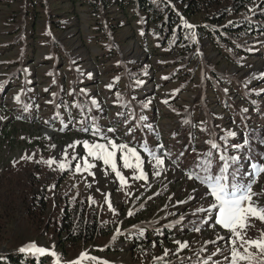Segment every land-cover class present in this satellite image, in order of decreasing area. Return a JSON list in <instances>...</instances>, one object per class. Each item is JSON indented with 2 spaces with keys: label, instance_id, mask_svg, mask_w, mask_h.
I'll return each instance as SVG.
<instances>
[{
  "label": "trees",
  "instance_id": "trees-1",
  "mask_svg": "<svg viewBox=\"0 0 264 264\" xmlns=\"http://www.w3.org/2000/svg\"><path fill=\"white\" fill-rule=\"evenodd\" d=\"M9 1L16 4V9L11 11L4 24L11 29V41L0 46V53L11 52L13 48L19 50L17 57L14 55L4 60L6 64L16 67V70L7 76L8 80L12 79L11 83L20 82L23 86L26 84V79L32 77L34 73L25 69V65L31 63L32 54L37 46L44 47L47 51L46 57L42 60L44 63L51 64L55 69L64 61L63 65L66 66L65 74L54 71L49 81L57 89V94L50 104L55 109L52 121L55 124L68 121L87 129L102 128L100 123L105 122L100 121L98 116L106 115V110L105 108L98 110V102L108 96L107 91L86 96L79 89L85 83V78L71 68L74 61L69 58L65 44L58 39V35L73 27L75 22H88L89 33L81 35L79 41L85 48H90V45L97 46L99 51L86 55V58L90 59V64L96 69H105L111 64L106 73L114 77V85H117L114 93L117 105L123 106L121 113L115 110V113L110 114L109 127L113 129L130 127L134 131H137L138 127H143L146 131L141 133L138 130L137 140L146 147L148 144L153 147L152 144H158V147H148V150L163 152L167 158H178L181 153L184 155L187 153V160L202 157L203 153L193 148L190 138L182 150L171 146L172 140L167 141L158 131H154L151 118L155 115L152 111L156 107L151 105L150 100L136 101L135 98L128 97L129 92L137 89L136 81L142 79L150 69L165 72L167 79L175 76L187 85L193 83L196 78L197 83L194 85L196 90L204 83L208 93L211 95L215 93L219 103H223L221 85L229 81V77L218 73L213 66L223 61L242 68L248 67L247 64L252 62L253 58H264V0ZM190 22L196 23L193 25L194 28L185 26ZM125 33L127 34L124 35ZM131 42H136L138 49L144 54L143 58L146 57L148 62L130 63L125 60L121 53L122 48ZM206 44L210 47L207 48ZM210 52L218 56L216 62L213 64L207 61L203 64L202 59L204 56L208 57ZM168 56H173L171 61L151 64V59ZM122 65H125V68H122ZM168 65L176 66L177 71L167 72ZM179 65L182 68L178 67ZM204 66L212 70L202 74ZM179 71L182 73L177 74ZM180 74L182 75L178 76ZM253 77L250 75L237 79L233 77L232 86L246 85L247 91L240 87L243 95L259 94L258 90H249L248 86L255 81ZM63 79L65 84L62 88ZM7 85L5 81H0V88H7ZM23 97V101L20 100L17 106L6 108L14 114L15 121H10L9 124L13 130L22 122L35 120L34 107L30 103L32 99H28V94H23ZM93 101H96V104H93ZM246 103L247 110L245 109L244 114L238 113L239 108L233 111L232 104L230 107L227 105L230 113L228 121L236 125V134L243 135L235 140L236 136L227 137V132L231 131L229 130L223 132L222 138H219V143H222V140L227 143V155L230 157L244 154L246 150L249 152L252 148L259 150L257 140L264 142V136L261 134L264 132L262 129L264 108L251 100H247ZM168 108L172 114L178 112V107L174 104H169ZM92 116H95L94 120L91 119ZM216 117L218 121L221 119L220 116ZM186 121L185 119L183 122ZM201 127L203 124L200 127L195 126V130L206 131L201 130ZM244 137L245 144H242L244 141L241 139ZM233 145L241 147L234 148ZM168 150L171 155H167ZM209 152L212 153V160L218 164L219 169L221 164L217 162V155L225 154V149L223 151L207 149L206 155ZM21 168L7 166L0 175V250L3 246L6 248L0 253V264H52L53 258L50 255L36 257L31 253L17 251L24 243L19 234L13 237V231L9 227L19 219V214L24 216V221L31 230L56 238L58 250L61 251L60 257L74 258L86 245L108 241L113 235L117 223L112 211L73 191H69L65 197H57L54 201L60 176H51L46 165H40L38 162H33L28 172ZM261 176L264 174L259 176L255 186L260 185L263 180L260 179ZM253 178L251 175L250 179ZM255 186L253 191L261 195L257 196L258 200L257 197L254 199L259 205L264 206L262 201L264 191L258 192ZM182 227L191 231V222H186ZM176 231L140 227L128 232L122 240L130 244L131 250L135 253L134 261L148 263L157 255L165 253L166 242L172 245V236L179 235ZM191 253L188 260L194 262L195 253ZM161 263L159 260L155 262Z\"/></svg>",
  "mask_w": 264,
  "mask_h": 264
},
{
  "label": "rangeland",
  "instance_id": "rangeland-1",
  "mask_svg": "<svg viewBox=\"0 0 264 264\" xmlns=\"http://www.w3.org/2000/svg\"><path fill=\"white\" fill-rule=\"evenodd\" d=\"M15 6L16 4L12 1L0 0V46L11 41V29L4 24L11 11L16 9ZM87 24L88 22H75L73 27L59 34L58 39L65 44L69 58L74 61L71 68L79 76L85 78V83L79 89L86 96H94L102 93L103 90L107 91L108 96L101 100V103L98 102V110L102 108L106 110V115L98 116L100 121L105 123H100L102 128L87 129L85 126L83 128L81 125L78 127L68 121L58 122L57 124L52 121V113L55 109L50 104L55 98L54 95L57 94V89L49 81L54 71L58 73L64 72L65 74L66 66L63 65L64 61L55 69L51 64L44 63L42 60L47 55L46 48L37 46L32 54L31 63L25 65V69L29 70L30 73H34V75L26 79L24 86L20 82L11 83L12 79H7V76L16 70V67L4 62L5 58H10L14 55L17 57L19 50L13 48L11 52L0 53V81H5L8 84L7 88H0V175L7 166H20L22 167L21 170L28 172L31 170L30 167L33 162H38L40 165L45 164L51 176H60L54 201L57 200V197H65L69 191H73L80 193L83 198L88 200L91 197V201H95L98 205H102L109 210L105 202V197L107 196L115 209V213L112 211V215L115 217L117 225L108 241L86 245L74 258L60 257L61 251L58 250L59 244L56 238L43 235L34 229L31 230L26 225L24 216L19 214V219L9 227L13 231V237L17 236V234L22 237L24 244L17 249L34 242L39 247H44L57 253L60 257V264H72L73 261L80 258L81 253H87L88 256L96 258V260H82L81 264H155L158 260L162 262L161 264H204L205 260L208 261V264H216L217 261L219 264H229L224 259L226 256H230L229 234L219 225L215 228L211 226L213 220L215 223L216 210H213L211 215L208 212L197 211L201 207L208 208L213 200L210 196L205 195L206 187L202 186L198 180L189 179L188 173L204 175L201 171V162L210 158L213 164V172L218 171V164L212 160L213 155L208 157L206 152L207 149H213L211 148V143L220 145L219 149L221 150L228 149L225 140L219 143V138L224 134L223 132L226 133L231 130L236 133L237 131L236 125L232 121H228L230 113L227 110V105L230 107L232 104L233 111L239 108L238 113L242 114L246 113L247 100H251L254 104L264 108V58H253L252 62L247 64L248 67L244 66L242 68L223 61H219L217 66H213L216 67L215 69L218 73L229 77V81L221 85L222 91L220 94L222 97L221 95L220 97L223 103H219L215 93L212 95L208 93L204 83L196 90L194 88L197 83L196 78L193 83L187 85L183 80L176 79L175 76L172 79H167L165 72L150 69L142 79L136 81L135 86L137 89L129 92L128 97L135 98L134 100L136 101L150 100L151 105L156 107L152 111L155 115L151 118L154 123L152 124L154 131H158L167 141L172 140L171 146L182 148V150L190 138L192 139L190 142L194 146L193 148H196L197 152L203 153L202 157H194L187 160V153L185 155L181 153L178 158L170 156V158H167L163 152L144 150V144L139 142L136 137L138 130L141 133L146 131L143 127H138L137 131L131 130L130 127L114 128L115 130L109 127L110 114L115 113V110L121 113L123 106L117 105V99L114 94L117 85H114V77L106 73L107 68H110L111 64L105 69H96L93 64H90V59L86 58V55L95 54L99 51L97 46L90 45V48H85L84 44L79 41L81 35L89 33ZM189 24L194 25L196 23L190 22ZM206 47L210 46L207 45ZM121 53H123L127 62H148L146 57L143 58L144 54L138 49L136 42L125 45ZM217 57L216 53L210 52L208 57L205 58L204 56L202 63L205 64L210 61L214 64ZM172 58L173 56L158 57V59H151V64L168 62ZM66 63L68 66L69 62L67 61ZM41 64L43 65L40 66ZM178 67H181V65ZM206 67L204 66L202 74L212 70V68L207 69ZM122 68H125V65H122ZM176 68V66H169L166 71H174ZM178 73H182V71ZM248 75L255 78V81L248 86L249 90H258L259 94L250 93L249 95H243V90L240 89L242 85L232 86L234 84V82L233 84L231 83L233 77L237 79ZM61 82V87L63 88L65 80L63 79ZM242 87L247 91L246 85ZM68 88L70 89V85H68ZM23 94H28V99H32L30 103L34 107L35 120L22 122L15 126L13 130L9 124L10 121H15L14 114L9 109L20 104V100L23 101ZM17 96L20 97L19 101L15 99ZM169 104L177 106L178 112L170 113ZM157 111L158 114L156 115ZM262 114L264 115V111ZM216 116H220L221 119L218 121ZM94 118L95 116L91 117L92 120ZM185 119L187 121L183 122ZM201 123L203 124L201 130L206 129V131L198 132L195 130V126L200 127L202 126ZM252 126L256 127L258 125ZM84 129H87V131ZM262 129H264V124ZM97 130L98 134L94 135L93 133H96ZM261 134L264 136V132H261ZM241 136L243 135L236 134L235 140ZM108 140H114L117 144L124 143L136 148L144 162L143 170L148 176L147 181L134 179L133 177L139 175V172L134 169H124L119 158L120 153L118 152V167L128 181V186L122 188L118 178L111 172L109 166L104 165L102 161H97L87 156V149L84 148L83 142L87 141L89 144L107 143ZM257 141L259 142V150L252 148L249 152L246 150L244 154H235L236 157H239V160L231 165L230 171L231 169L235 171V168L239 169L236 179L240 183L247 184L253 180L250 179V173L253 172L249 168L250 162L264 165V142L259 139ZM242 144H245V141ZM70 145H75V147H69ZM152 145L154 147L159 146L155 143ZM148 147L153 146L148 144L147 149ZM152 153L164 160L159 176L154 175V172L158 169L154 166L155 160ZM168 154H170L169 150L167 151ZM73 156L76 157L75 160L72 159ZM28 157H31V159H28ZM85 159L96 165L95 168L90 169L93 175H89L88 172H77L75 170L77 163L83 167ZM47 160H54L55 163L49 167L48 164L44 163ZM217 162L220 163V160ZM60 163L66 165L64 170L59 168L58 165ZM258 178H256V181ZM260 179L263 180L259 186H255L256 183L253 184V187L255 186L258 192L264 191V176H261ZM88 185L91 186L89 187ZM258 197L256 198L257 200ZM262 201H264L263 198ZM129 211L133 215L129 216ZM188 221L191 222V231L182 227ZM252 224L253 226L248 229V237L257 238L260 230L264 229V223L253 220ZM140 227L168 230L169 232L177 230L176 232H179V235L172 236V245L166 242L167 256L159 254L148 263H140L133 260L135 253L131 250L130 244L122 240L128 232ZM197 228L200 230L196 231L195 229ZM218 236H224L225 239L218 240ZM176 241L187 242L189 246L178 251L179 246ZM212 241H215V243H211ZM217 248L221 251L213 256L212 253L216 252ZM5 249V246H3L0 253H3ZM191 252L195 253L194 262L188 260L190 254H192ZM210 255L211 259H208ZM51 257L53 258L52 264H55L56 257ZM160 257H163V260L158 259Z\"/></svg>",
  "mask_w": 264,
  "mask_h": 264
},
{
  "label": "snow or ice",
  "instance_id": "snow-or-ice-1",
  "mask_svg": "<svg viewBox=\"0 0 264 264\" xmlns=\"http://www.w3.org/2000/svg\"><path fill=\"white\" fill-rule=\"evenodd\" d=\"M186 27L192 28L193 25L185 24ZM195 34L193 33V36ZM166 79V78H165ZM111 87V85H109ZM19 101L20 97H15ZM96 104V101L92 102ZM167 103V101H165ZM87 131V129H84ZM98 134V130L96 133ZM236 133L233 131L227 132V137H234ZM83 146L87 149V156L91 157L97 161H102L106 166H109L111 172L115 174L118 178L121 187L128 186V181L126 177L121 172L117 164V153H120V161L122 162V167L124 169H134L139 172V175H135L133 178L136 180L147 181L148 176L143 170V160L141 159L136 148L130 147L128 144H117L114 140H108L107 143H93L89 144L87 141L83 142ZM69 147H75V145H70ZM220 145L216 143H211V148L219 149ZM234 148L241 147L240 145H233ZM145 151H148L145 146ZM153 159L155 160V167L158 169L154 172V175L159 176L161 174V166L164 165V160L157 157L152 153ZM208 157L212 156V153H207ZM31 159V157H28ZM73 160L76 159L75 156L72 157ZM222 165L219 167L217 172H213V164L210 159H206L201 162V171L204 175L199 173L193 174L188 173L189 179L198 180L202 186H205L207 191L206 196H210L213 202L208 206V208H199L198 212H208L210 215L213 210H216L215 223L211 226L215 228L219 225L223 230H225L228 236V243L230 245V256H226L224 259L229 262V264H264V229L260 230L259 236L257 238L248 237V229H250L253 224L252 221L256 220L260 223H264V206L258 204L254 199L255 197L261 195L253 191V184L256 183V178L261 174H264V165H258L252 163L250 165L253 170L250 175L254 178L251 182L244 184L237 181L236 177L239 169L235 171H230L231 165L237 163L239 157L228 156L227 149H225V154L219 156ZM231 161V164H230ZM44 163L48 164L49 167L54 160H47ZM59 168L64 170L66 165L60 163ZM94 163H90L87 159L84 160L83 167L79 163L75 165V170L77 172H88L89 175H93L90 169L95 168ZM107 174V173H106ZM89 187L91 185H88ZM91 200L92 198L89 197ZM95 203V201H92ZM105 202L107 203L108 209L115 213L110 199L105 197ZM183 203V202H181ZM129 216L133 215L131 211L128 213ZM199 231L200 229H195ZM218 240H224V236H218ZM179 250L188 248L187 242L176 241ZM208 243V242H206ZM211 243H215L212 241ZM20 252L31 253L36 257H43L45 255H51L56 257L55 264H60V257L54 251H50L44 247L37 246L34 242L21 247ZM221 250L216 249V252L212 255H216ZM165 256L168 255V250H165ZM163 260V257L158 258ZM211 259V256L208 258ZM82 260H96L95 257L88 256L87 253H81L80 258L73 261L72 264H81ZM204 264H208L205 260ZM216 264H219L217 261Z\"/></svg>",
  "mask_w": 264,
  "mask_h": 264
},
{
  "label": "water",
  "instance_id": "water-1",
  "mask_svg": "<svg viewBox=\"0 0 264 264\" xmlns=\"http://www.w3.org/2000/svg\"><path fill=\"white\" fill-rule=\"evenodd\" d=\"M17 251H19V249H17Z\"/></svg>",
  "mask_w": 264,
  "mask_h": 264
}]
</instances>
